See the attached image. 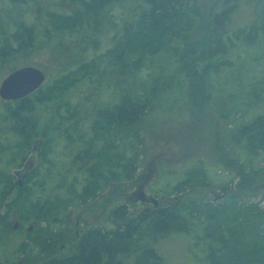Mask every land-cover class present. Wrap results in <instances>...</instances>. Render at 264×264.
I'll return each instance as SVG.
<instances>
[{
  "label": "trees",
  "instance_id": "1",
  "mask_svg": "<svg viewBox=\"0 0 264 264\" xmlns=\"http://www.w3.org/2000/svg\"><path fill=\"white\" fill-rule=\"evenodd\" d=\"M262 32L264 0H0V62L42 48L60 58L54 78L0 108V264H264V206L234 196L119 204L108 214L113 229L88 228L64 247L55 239L71 210L137 178L135 131L165 110L162 94L179 86L168 111L219 101L214 73L241 55L257 56L251 85L264 86V47L253 52ZM165 55L169 74L156 65ZM254 92V106L237 104L253 117L228 129L226 155L215 152L243 192L264 185V88ZM37 139V161L16 182ZM206 166L188 169L167 195L210 184ZM15 217L32 233L14 229ZM181 236L176 261L165 243Z\"/></svg>",
  "mask_w": 264,
  "mask_h": 264
},
{
  "label": "rangeland",
  "instance_id": "2",
  "mask_svg": "<svg viewBox=\"0 0 264 264\" xmlns=\"http://www.w3.org/2000/svg\"><path fill=\"white\" fill-rule=\"evenodd\" d=\"M239 18L243 20L246 15L239 14ZM262 36L259 45L253 49V52L264 47V32H262ZM54 55L58 54L48 53L42 48L24 52L17 51L15 55L5 58L0 62V87L9 74L26 66H35L43 70L48 78H54L57 62L60 59ZM256 57L241 55L240 59L235 60L237 67H226L220 72L214 73L215 87L221 92H218L212 99L219 96V101L207 103L202 100V103L195 105L189 100H184L182 111L179 107L168 111L166 110L170 107L167 103L170 102L168 98H172L176 94L174 92L179 86L172 87L171 90L162 94L161 97L166 101V103L163 102L165 110H160L161 112L153 115L135 131L142 154L137 178L134 181L115 186L94 202L66 214L64 226L56 233L57 245L64 247L69 242L76 241L81 232L94 226L113 229L108 214L111 208L119 204L141 210L148 205L157 208L168 204V202L179 203L184 201V198L216 200L223 203L234 196L239 199L247 198L250 202H259L264 206V185L261 184L258 190L238 191V180H231L232 175L229 171L217 166L219 161L215 154V152H225L226 155L225 137L228 135L229 128L232 129L235 125L243 124L253 117L252 114L243 113L237 104L242 109L254 106L257 102L254 91L264 88L260 84L251 85L254 82L252 75L256 72L253 65L258 64ZM169 59L170 55L159 56L156 62L157 67L163 68L167 74L170 73ZM260 64L262 69L256 75L264 72V52L263 55H260ZM7 102L0 97V108L5 110L8 107ZM260 108L261 110L257 114L264 113V103L262 106L260 105ZM224 113L228 114L229 118L222 119L221 115ZM41 142V139L33 142L34 153L26 167L18 171L13 170L16 182L20 183L24 174L35 165ZM198 164L210 166L209 168L206 166L205 171L209 174L212 182L207 183L206 186L187 190L183 194L167 195L185 177V172ZM225 182L231 189L229 194L222 192L221 186ZM142 193H144V197L152 199L148 205H143L141 201H138ZM14 221L13 219V224ZM33 229L31 224L25 225L21 230L20 226L17 228L19 233L24 231L29 234ZM186 243L185 237H175L165 243V247L171 250L170 253H173V258L177 261L184 255Z\"/></svg>",
  "mask_w": 264,
  "mask_h": 264
},
{
  "label": "water",
  "instance_id": "3",
  "mask_svg": "<svg viewBox=\"0 0 264 264\" xmlns=\"http://www.w3.org/2000/svg\"><path fill=\"white\" fill-rule=\"evenodd\" d=\"M46 79V73L35 66L19 68L3 80L0 87V97L5 101L23 99L39 90ZM138 201L144 202V193L139 196ZM19 226L20 223L15 217L14 229Z\"/></svg>",
  "mask_w": 264,
  "mask_h": 264
},
{
  "label": "flooded vegetation",
  "instance_id": "4",
  "mask_svg": "<svg viewBox=\"0 0 264 264\" xmlns=\"http://www.w3.org/2000/svg\"><path fill=\"white\" fill-rule=\"evenodd\" d=\"M152 199H150L149 197H144V202H141L143 205H148Z\"/></svg>",
  "mask_w": 264,
  "mask_h": 264
},
{
  "label": "bare ground",
  "instance_id": "5",
  "mask_svg": "<svg viewBox=\"0 0 264 264\" xmlns=\"http://www.w3.org/2000/svg\"><path fill=\"white\" fill-rule=\"evenodd\" d=\"M23 181H24V180H23ZM23 181H22V182H23Z\"/></svg>",
  "mask_w": 264,
  "mask_h": 264
}]
</instances>
